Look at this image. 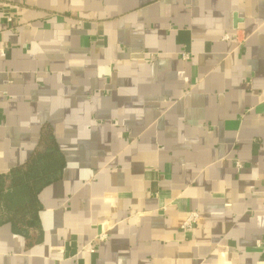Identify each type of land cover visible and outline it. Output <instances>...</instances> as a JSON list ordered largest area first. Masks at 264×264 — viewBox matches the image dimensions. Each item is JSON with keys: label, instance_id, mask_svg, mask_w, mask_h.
<instances>
[{"label": "crops", "instance_id": "0c3cea01", "mask_svg": "<svg viewBox=\"0 0 264 264\" xmlns=\"http://www.w3.org/2000/svg\"><path fill=\"white\" fill-rule=\"evenodd\" d=\"M45 129L64 169L0 264L264 261V0H0L5 186Z\"/></svg>", "mask_w": 264, "mask_h": 264}, {"label": "trees", "instance_id": "16d2710c", "mask_svg": "<svg viewBox=\"0 0 264 264\" xmlns=\"http://www.w3.org/2000/svg\"><path fill=\"white\" fill-rule=\"evenodd\" d=\"M64 158L49 129L42 131L38 149L22 166L11 170L5 186L0 178V213L12 227L32 228L38 223L37 194L58 181L64 169Z\"/></svg>", "mask_w": 264, "mask_h": 264}, {"label": "built area", "instance_id": "2783aa9c", "mask_svg": "<svg viewBox=\"0 0 264 264\" xmlns=\"http://www.w3.org/2000/svg\"><path fill=\"white\" fill-rule=\"evenodd\" d=\"M7 22H11L10 18L6 19ZM224 39H227V37H224ZM182 60H187L189 58L188 55L182 54L181 55ZM198 214L193 211H188L184 214V217L182 219V222L180 224V231L182 233H186L189 230H191L198 222ZM97 241H103L106 239V235L104 233L97 236ZM257 246H259V242L257 243ZM90 252H93V249H90ZM257 264H264V261H259Z\"/></svg>", "mask_w": 264, "mask_h": 264}]
</instances>
